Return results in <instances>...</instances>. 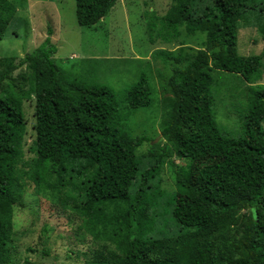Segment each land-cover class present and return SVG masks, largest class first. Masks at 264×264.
Here are the masks:
<instances>
[{
    "label": "trees",
    "instance_id": "obj_1",
    "mask_svg": "<svg viewBox=\"0 0 264 264\" xmlns=\"http://www.w3.org/2000/svg\"><path fill=\"white\" fill-rule=\"evenodd\" d=\"M25 2L0 0V40ZM115 2L75 0L77 23H98ZM242 18L254 21L261 35L257 55L237 52ZM158 19L156 35L166 43L182 32L205 33L203 47L193 52L183 44L154 52L171 65L164 82L169 96L163 142L150 143L152 138L133 134L127 123L130 114L152 103L146 72L118 96L95 79L64 70L54 57L51 26L18 63L13 55L0 57V264L13 260L14 206L29 184L83 219L85 233L100 244L91 250L90 263L264 264V150L251 152L255 126L264 137V89L254 92L255 109L236 137L218 126L212 92L215 69L239 74L247 83L261 78L264 0H172ZM24 101L34 103L29 158ZM144 143L150 148L139 153ZM173 156L185 160L186 172H174L175 190L166 199L154 179L164 163L175 167ZM207 157L215 163H194ZM158 213L169 214L177 230L153 234ZM47 231L43 226L41 238H48Z\"/></svg>",
    "mask_w": 264,
    "mask_h": 264
},
{
    "label": "rangeland",
    "instance_id": "obj_2",
    "mask_svg": "<svg viewBox=\"0 0 264 264\" xmlns=\"http://www.w3.org/2000/svg\"><path fill=\"white\" fill-rule=\"evenodd\" d=\"M172 0H116L109 12L92 26H81L75 17V0H26L18 6L15 17L0 40V57L13 55L18 63L26 53L37 47L53 28V41L57 47L55 60L62 69L72 71L84 79H95L112 88L117 95L138 80L141 72L152 87V103L130 114L128 125L133 134L152 138L150 143L163 142L161 122L164 119V99L169 93L164 89L171 65L155 55L157 49L177 50L183 44L193 52L204 45L205 33L182 35L166 43L157 35L159 17L165 14ZM245 19V20H244ZM238 20L237 52L240 55H257L263 48V40L254 21ZM154 25V30L149 26ZM24 69L17 68L16 76ZM262 76L254 83H247L239 74L213 70V114L218 126L231 137L239 136L246 114L255 109L251 99L256 90L264 89V59ZM119 98V97H118ZM34 103L24 101L27 120L25 157L34 138ZM260 114L261 110H257ZM264 126V121H260ZM257 126L251 137V152L264 150V137L258 136ZM255 133V135H254ZM263 145V147H261ZM149 143H144L139 153H147ZM175 167L164 163L160 174L154 179L165 191V198L175 190V171L186 172L184 159L173 156ZM213 157L196 158L200 167L215 163ZM175 168V170L173 169ZM188 172V171H187ZM47 192L36 194L29 184L22 203L14 206L12 240L13 260L8 264H93L91 250L100 246L85 233L83 219L69 209L60 206L56 198ZM155 231L170 234L177 230V222L169 214L155 215ZM47 226L45 240L41 238L43 226ZM48 250L47 255L42 249Z\"/></svg>",
    "mask_w": 264,
    "mask_h": 264
}]
</instances>
